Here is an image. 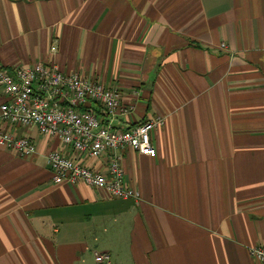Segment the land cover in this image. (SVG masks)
Here are the masks:
<instances>
[{
  "label": "crops",
  "instance_id": "1",
  "mask_svg": "<svg viewBox=\"0 0 264 264\" xmlns=\"http://www.w3.org/2000/svg\"><path fill=\"white\" fill-rule=\"evenodd\" d=\"M0 63L56 65L119 91L118 129L164 121L155 158L116 153L138 201L54 182L51 153L106 172L113 151L92 158L8 125L37 152L0 147V264H96L97 253L114 264H258L264 0H0Z\"/></svg>",
  "mask_w": 264,
  "mask_h": 264
},
{
  "label": "built area",
  "instance_id": "2",
  "mask_svg": "<svg viewBox=\"0 0 264 264\" xmlns=\"http://www.w3.org/2000/svg\"><path fill=\"white\" fill-rule=\"evenodd\" d=\"M0 87L8 98L0 105V147L16 151L23 159L36 154L35 141L7 131L6 127L11 125L36 127L41 135L58 136L68 147L92 158H101L113 151L114 158L106 172L83 166L60 152L51 153L48 160L54 182H83L104 189L118 199L140 200V193L126 186L121 156L116 153L131 149L155 158L157 150L152 133L164 125L163 120H148L124 130L116 128L119 91L83 80L78 75H66L56 65L37 64L9 70L0 63ZM249 252L258 264H264V248L253 247ZM95 261L114 264L108 253H97Z\"/></svg>",
  "mask_w": 264,
  "mask_h": 264
}]
</instances>
